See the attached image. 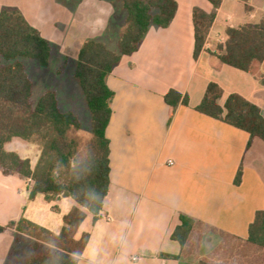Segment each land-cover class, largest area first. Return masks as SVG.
Returning <instances> with one entry per match:
<instances>
[{"label":"crops","instance_id":"obj_1","mask_svg":"<svg viewBox=\"0 0 264 264\" xmlns=\"http://www.w3.org/2000/svg\"><path fill=\"white\" fill-rule=\"evenodd\" d=\"M175 1L170 25L151 26L138 50L122 56L106 78L113 92L105 131L110 184L98 218L86 213L77 229L76 240L88 235L77 264H243L218 254L229 242L264 254L246 241L255 213L264 208V143L254 141L247 153L246 132L195 110L208 84L215 83L222 90L221 107L228 95L238 94L264 117L259 81L264 61L244 72L213 55L225 45L228 28L264 17V0H222L197 59L192 13L194 8L211 13L213 6L207 0ZM37 2L0 0V12L18 9L50 40L55 30L38 25ZM170 90L187 97L188 105L179 103L172 112L164 101ZM31 182L0 171V226L24 218L59 234L75 203L65 197L46 201L40 194L29 200ZM180 215L195 221L183 247L172 239ZM23 239L29 238L11 229L0 233V264L14 261L13 251Z\"/></svg>","mask_w":264,"mask_h":264},{"label":"trees","instance_id":"obj_2","mask_svg":"<svg viewBox=\"0 0 264 264\" xmlns=\"http://www.w3.org/2000/svg\"><path fill=\"white\" fill-rule=\"evenodd\" d=\"M116 1L126 13V25L119 35L117 51H111L102 42L87 40L76 55L73 79L90 115V138L83 146L77 136L81 122L72 112L59 110L54 92H45L35 104L32 103L33 83L22 59L48 67L49 42L18 9L3 8L0 12V171L5 176L16 174L31 180L29 200L40 194L46 201L65 197L75 203L63 217V227L56 235L24 218L0 226V233L11 229L32 241L30 253L22 264H77L88 240L87 234L76 240L77 229L86 213L93 221L98 218L110 184L109 141L105 131L111 117L113 92L108 88L106 78L122 56H130L138 50L151 26L167 28L177 10L175 0ZM207 1L213 6L211 13L198 8L192 13L194 59L203 50L222 0ZM226 36L219 54H213L221 63L249 72L252 63L264 61V17L257 24L228 28ZM259 81L264 86V76ZM221 97V88L209 83L195 110L246 132L249 135L247 153L254 141L264 143L261 110L238 94L228 95L221 107L218 104ZM164 101L172 112L179 103L188 105L187 97L182 98L174 90L165 94ZM14 138L38 149L34 166L28 158L6 150V145ZM241 170L237 172L236 184L240 182ZM179 222L172 239L183 247L195 221L180 215ZM246 241L264 250V208L255 213ZM8 264L18 263L10 260Z\"/></svg>","mask_w":264,"mask_h":264},{"label":"rangeland","instance_id":"obj_3","mask_svg":"<svg viewBox=\"0 0 264 264\" xmlns=\"http://www.w3.org/2000/svg\"><path fill=\"white\" fill-rule=\"evenodd\" d=\"M37 1V8L40 11L37 17L38 25L53 26L55 32L50 40H47L51 47L48 67H41L37 62L22 59L33 83L32 103L35 104L45 92H54L59 110L72 112L81 122V130L77 136L83 146L90 138V115L81 91L73 79L76 51L87 40L102 42L111 51H117L119 35L126 25V13L116 0ZM44 33L47 35L46 31ZM6 150L17 152L22 158H28L33 166L39 156L35 146L27 145L19 139L7 144ZM261 161L264 162V147ZM31 243V240L23 239L15 247L13 251L15 263L22 264L27 258ZM224 246L225 249L218 252L224 259L238 263L243 261L246 264H264V254L257 255L253 249L242 247L237 242H229Z\"/></svg>","mask_w":264,"mask_h":264},{"label":"built area","instance_id":"obj_4","mask_svg":"<svg viewBox=\"0 0 264 264\" xmlns=\"http://www.w3.org/2000/svg\"><path fill=\"white\" fill-rule=\"evenodd\" d=\"M168 165L169 166H172L173 165V162L172 161H168ZM32 183V182H31ZM132 261L135 262V261H138V258H132Z\"/></svg>","mask_w":264,"mask_h":264}]
</instances>
